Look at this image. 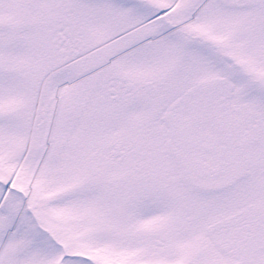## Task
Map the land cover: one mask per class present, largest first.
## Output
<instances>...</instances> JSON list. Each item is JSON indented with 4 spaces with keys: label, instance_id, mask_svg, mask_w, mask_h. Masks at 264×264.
<instances>
[{
    "label": "snow or ice",
    "instance_id": "1",
    "mask_svg": "<svg viewBox=\"0 0 264 264\" xmlns=\"http://www.w3.org/2000/svg\"><path fill=\"white\" fill-rule=\"evenodd\" d=\"M0 264H264V0H0Z\"/></svg>",
    "mask_w": 264,
    "mask_h": 264
}]
</instances>
